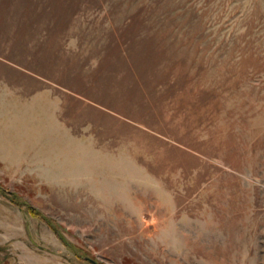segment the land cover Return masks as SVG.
Returning <instances> with one entry per match:
<instances>
[{"label":"rangeland","instance_id":"obj_1","mask_svg":"<svg viewBox=\"0 0 264 264\" xmlns=\"http://www.w3.org/2000/svg\"><path fill=\"white\" fill-rule=\"evenodd\" d=\"M0 264H264V0H0Z\"/></svg>","mask_w":264,"mask_h":264}]
</instances>
